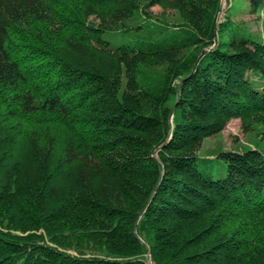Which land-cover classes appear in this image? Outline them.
Here are the masks:
<instances>
[{
	"label": "trees",
	"instance_id": "obj_1",
	"mask_svg": "<svg viewBox=\"0 0 264 264\" xmlns=\"http://www.w3.org/2000/svg\"><path fill=\"white\" fill-rule=\"evenodd\" d=\"M241 2L0 0V264H264V147L201 152L264 125Z\"/></svg>",
	"mask_w": 264,
	"mask_h": 264
},
{
	"label": "rangeland",
	"instance_id": "obj_2",
	"mask_svg": "<svg viewBox=\"0 0 264 264\" xmlns=\"http://www.w3.org/2000/svg\"><path fill=\"white\" fill-rule=\"evenodd\" d=\"M230 2L233 6V4H237L238 0H223L224 9ZM245 2L246 0H242L240 7H246ZM152 11L156 15L162 14L161 18L168 22L179 23L182 21L176 11H165L161 7H155ZM236 21L241 23L240 25L247 30L251 37L264 43V5L257 13L238 15ZM254 146L264 147V125L256 122L249 124L240 118H234L223 132L205 142L201 152L211 154L218 150H243Z\"/></svg>",
	"mask_w": 264,
	"mask_h": 264
},
{
	"label": "built area",
	"instance_id": "obj_3",
	"mask_svg": "<svg viewBox=\"0 0 264 264\" xmlns=\"http://www.w3.org/2000/svg\"><path fill=\"white\" fill-rule=\"evenodd\" d=\"M149 260L147 259V264H153L152 261H151V258L150 256H148Z\"/></svg>",
	"mask_w": 264,
	"mask_h": 264
},
{
	"label": "water",
	"instance_id": "obj_4",
	"mask_svg": "<svg viewBox=\"0 0 264 264\" xmlns=\"http://www.w3.org/2000/svg\"><path fill=\"white\" fill-rule=\"evenodd\" d=\"M148 260H149V258H148Z\"/></svg>",
	"mask_w": 264,
	"mask_h": 264
}]
</instances>
